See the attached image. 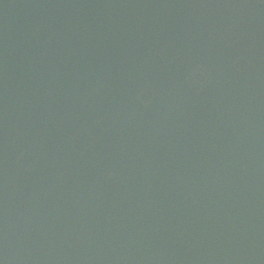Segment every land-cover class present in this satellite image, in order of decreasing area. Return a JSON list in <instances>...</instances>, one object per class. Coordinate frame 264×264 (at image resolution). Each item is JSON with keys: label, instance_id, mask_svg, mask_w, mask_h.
<instances>
[{"label": "water", "instance_id": "1", "mask_svg": "<svg viewBox=\"0 0 264 264\" xmlns=\"http://www.w3.org/2000/svg\"><path fill=\"white\" fill-rule=\"evenodd\" d=\"M0 264H264V0H0Z\"/></svg>", "mask_w": 264, "mask_h": 264}]
</instances>
